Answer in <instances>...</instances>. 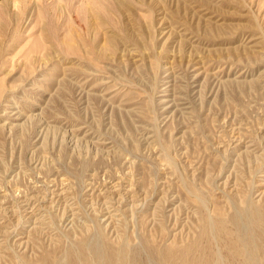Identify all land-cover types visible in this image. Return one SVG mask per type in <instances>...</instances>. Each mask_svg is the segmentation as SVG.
Here are the masks:
<instances>
[{
  "label": "rangeland",
  "instance_id": "374dc122",
  "mask_svg": "<svg viewBox=\"0 0 264 264\" xmlns=\"http://www.w3.org/2000/svg\"><path fill=\"white\" fill-rule=\"evenodd\" d=\"M256 213L264 0H0V264H261Z\"/></svg>",
  "mask_w": 264,
  "mask_h": 264
},
{
  "label": "bare ground",
  "instance_id": "6f19581e",
  "mask_svg": "<svg viewBox=\"0 0 264 264\" xmlns=\"http://www.w3.org/2000/svg\"><path fill=\"white\" fill-rule=\"evenodd\" d=\"M187 104V103H186ZM235 127V126H234ZM44 132V131H43ZM238 132L235 130V133ZM159 134V133H158ZM256 219L252 218L255 220V222L257 224H262L263 227H264V218L261 217V214L259 213H256ZM243 216V215H242ZM242 216H237L235 214V216L233 215V217L231 216V218H229V222L233 223L232 225L236 227V229H240V226H241V221L243 222L244 219L241 220V217ZM244 217V216H243ZM242 217V218H243ZM246 218H247V215H246ZM249 219V223H254V220L253 222H251L250 220L252 219ZM220 219V218H219ZM248 219V218H247ZM246 219V221H247ZM220 222V229H221V232L223 233H226L224 232L223 230H226L225 227H226V220L225 219H222L219 221ZM255 223V224H256ZM256 224V225H257ZM254 225V224H253ZM204 226V225H203ZM234 227V228H235ZM242 227V226H241ZM244 228V227H243ZM206 229V228H205ZM204 229V230H205ZM264 229V228H263ZM262 229L261 232L264 233V230ZM208 230V229H207ZM242 231L239 230L240 234H237V238L236 240H232L230 243H228L229 245V249H230V252L232 255H235L236 258L240 259L239 260V264H259V260H260V255L258 254V252L260 250L257 251V248L255 245H253V242H254V239H252V237H250V234L246 235L247 233H245L243 231V229H241ZM203 231V230H202ZM247 231V230H246ZM260 232V233H261ZM203 234V232H201ZM230 233V232H229ZM201 234V235H202ZM204 234H208V232L204 233ZM252 234V233H251ZM253 234L255 235V233L253 232ZM227 235V233L225 234ZM257 235V234H256ZM255 235V236H256ZM259 235V234H258ZM264 235V234H263ZM229 236V235H227ZM253 236V235H252ZM203 237V236H202ZM207 237V236H206ZM205 237V238H206ZM226 237V236H225ZM228 239V238H227ZM225 240V239H224ZM96 241V240H95ZM209 241V240H208ZM207 241V242H208ZM87 243V241H85ZM226 242V241H225ZM85 243V244H86ZM124 243V241H123ZM226 243V244H227ZM263 244V243H262ZM211 245V244H209ZM121 246V245H120ZM120 246L118 248H120ZM82 247H84V245H82ZM208 247V246H207ZM206 247V248H207ZM205 248V247H204ZM210 248V246H209ZM261 248V247H260ZM89 251L86 252V250H82V253H81V259L86 262V263H89L90 262V255L92 257H94L97 261V264H116V260H115V257H118L120 258V262L118 264H122V259H123V253L124 251L126 250V246L124 245L123 247H121L119 252L115 251V249H113L112 247L108 246L106 243H101V242H95L93 244H90V247L88 248ZM87 249V250H88ZM203 249V248H202ZM208 249V248H207ZM205 250L206 252L208 250H211V249H208V250ZM175 251V256L173 257V260H172V264H178L177 261L179 259V257L181 256L182 259H184V261L186 262L185 264H187L188 262L189 263H192V264H211L210 262L213 261L212 258L214 255H210V259H205L203 256H201V253L200 255L199 254H195V251H194V246L192 247H189V249H186V250H181L180 249H177L174 248L173 249ZM65 251V250H64ZM200 251V250H199ZM209 252V251H208ZM211 253H213V251H210ZM209 252V253H210ZM197 253V252H196ZM205 253V252H204ZM216 253V252H215ZM138 254V252H137ZM206 254V253H205ZM214 254V253H213ZM220 254V253H219ZM69 261L68 262H63V260L59 261L57 260L56 262H54L53 264H76V261H75V258L71 257V252L69 254ZM207 255V254H206ZM263 256V255H262ZM60 257V256H59ZM216 257V255L214 256ZM218 257V256H217ZM260 257V258H259ZM93 258V259H94ZM207 258V257H206ZM209 258V257H208ZM222 258V257H221ZM46 259V258H45ZM59 259V258H58ZM177 259V261H176ZM214 259V258H213ZM128 260V259H127ZM136 260V259H135ZM149 260V259H148ZM170 260V259H169ZM218 260V259H217ZM230 260V259H229ZM236 260V259H235ZM262 260V259H261ZM264 260V258H263ZM216 261V260H215ZM214 261V262H215ZM46 262V260H45ZM170 262V261H169ZM218 262V261H216ZM215 262V263H216ZM47 263V262H46ZM93 263V262H92ZM96 263V262H95ZM141 263V262H140ZM168 263V262H167ZM220 263V262H219ZM139 264V263H138ZM169 264V263H168ZM180 264V263H179ZM218 264V263H217ZM223 264V263H222ZM261 264H264V263H261Z\"/></svg>",
  "mask_w": 264,
  "mask_h": 264
}]
</instances>
